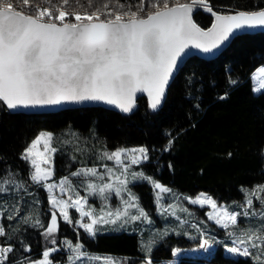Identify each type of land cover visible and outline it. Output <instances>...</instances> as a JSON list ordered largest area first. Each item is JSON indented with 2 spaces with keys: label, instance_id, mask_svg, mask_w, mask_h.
Returning a JSON list of instances; mask_svg holds the SVG:
<instances>
[{
  "label": "snow or ice",
  "instance_id": "obj_1",
  "mask_svg": "<svg viewBox=\"0 0 264 264\" xmlns=\"http://www.w3.org/2000/svg\"><path fill=\"white\" fill-rule=\"evenodd\" d=\"M110 3L112 0H105L89 12L69 10L72 4L84 8L80 0H0V105L16 111L102 102L130 114L136 108L137 94H146L148 109L155 112L162 104L169 79L185 49L191 46L211 53L237 31L264 27V8L217 14L208 0H191L190 3L171 0V6L170 0H152L154 11H146L145 0H139L136 11H132V6L123 11L125 6L119 0H115L111 8ZM92 4L93 0H88L89 8ZM199 8L215 17V23L208 30H202L193 21L192 13ZM253 78L259 79V88L254 91L264 90V67L257 69ZM53 140L54 134L41 132L20 154V159L29 166L31 184L48 193L50 221L45 227L37 218L32 226L42 228V235L51 245H57L55 237L60 228L57 213L65 224L82 229L93 239L104 225L123 228L138 220L150 223L148 213L139 205L138 196L128 187L131 180L146 181L159 193L171 192L142 171H130L132 166L149 159V150L143 146L102 151L97 159L112 161L114 167L104 164L103 171L95 166L81 167L58 182L49 183L54 175L53 157L57 151ZM171 143L170 140L169 146ZM164 150L168 151L169 147ZM72 177L78 178L79 183L74 184ZM80 186L85 187L86 196L79 194ZM57 189L60 195L56 194ZM13 191L26 192L27 185L8 169L0 174V195ZM257 193H264V185L249 193L261 201L264 209V200ZM113 194L119 198V203L110 207ZM89 197L101 200L99 211L89 204ZM160 199L157 195L156 200ZM185 199L201 207L209 206L208 219L226 230L236 229L240 219L259 216V225L241 228L232 246H226V251L250 258L253 264H264V211H258L252 199H245L241 212L217 205L204 193L195 199ZM69 209H74L78 217L74 218ZM13 211L18 215L19 206ZM167 211L168 208H163L161 215ZM7 218L11 220L15 216ZM29 219L25 217V222ZM5 236V228L0 226V237ZM19 246L21 257L13 260L10 254L15 246L0 245V264H54L50 256L61 247L70 252L67 264H95L96 261L117 264L108 257L93 256L85 251L79 242V232L76 243L64 239L60 246L45 249L39 260L23 255L31 251L23 241H19ZM209 246V240L204 239L201 247ZM145 264L152 262L147 259Z\"/></svg>",
  "mask_w": 264,
  "mask_h": 264
},
{
  "label": "trees",
  "instance_id": "obj_2",
  "mask_svg": "<svg viewBox=\"0 0 264 264\" xmlns=\"http://www.w3.org/2000/svg\"><path fill=\"white\" fill-rule=\"evenodd\" d=\"M103 2L93 0L89 8L88 0H80L84 8L72 4L69 10L91 12ZM114 3L112 0L109 7ZM119 3L125 6L123 11L129 6L136 11L139 0H119ZM151 3L152 0H145L146 11H154ZM208 4L222 14L264 8V0H208ZM194 20L203 29L213 23V18L202 11L195 14ZM262 66L264 34L244 35L234 39L215 60H190L170 86L164 106L155 112L148 109L147 98L139 100L131 115L94 108L28 116L12 114L0 105V174L11 169L17 180L40 192L43 200L42 206L22 204V218L15 225L20 231L14 230L11 235L15 251L10 257L13 260L21 257L19 241L31 248L23 255L35 259H41L43 251L49 248L43 229L32 226L38 217L44 225L50 219L47 195L31 184L29 166L20 159L25 147L41 132L54 134L57 179L81 167H99L97 156L102 151L143 146L149 150V159L137 167L139 172L185 197L206 193L218 203L241 212L245 189L264 184V91L255 95L252 81L253 73ZM221 96L226 98L220 99ZM166 147L168 151L164 150ZM133 189L142 208L153 219L151 226L142 232L140 224L123 231L106 230L94 239L79 230V242L85 251L90 255L127 259L128 264H145L147 259L152 263H169L175 250L195 246L183 233L152 238L153 230L160 226L158 222L167 227L157 213L152 185L142 181ZM25 217L30 219L25 222ZM165 222L172 225L168 219ZM59 225L58 236L76 243L77 231L63 222ZM208 232L220 239L225 236L219 229ZM152 241H157V245L150 249L148 243ZM224 247L225 244L218 243L209 259L184 257L178 264H253L250 258L226 256ZM52 256L54 264H67L68 253L63 247Z\"/></svg>",
  "mask_w": 264,
  "mask_h": 264
},
{
  "label": "rangeland",
  "instance_id": "obj_3",
  "mask_svg": "<svg viewBox=\"0 0 264 264\" xmlns=\"http://www.w3.org/2000/svg\"><path fill=\"white\" fill-rule=\"evenodd\" d=\"M262 67H264V66H262ZM262 67H260V68H262ZM252 81H253V92H254V94L258 95V94L262 93L264 90L254 91V89L259 88V79H254L252 76ZM53 145H54V140H53ZM56 154H57V151L53 157L54 175H53L52 179L50 181H48L49 183L58 182L61 179V178H58V179L56 178ZM99 162H100V166L97 168L100 171H103L102 165H104V164H107L108 167H114V163L112 161L99 160ZM144 163L145 162H143L142 164H144ZM142 164H140V165H142ZM137 167L138 166H132L130 171L139 172L137 170ZM71 179L73 180L74 184L79 183L78 178L72 177ZM129 179L131 180V177H129ZM142 181L143 180H131V182L128 184V187L133 191V193L136 196H138V195L134 191L133 186L135 184L142 182ZM40 188H42V187H40ZM152 188H153V186H152ZM256 188H257V186H255L253 188L245 189V195H246L245 199L246 198L252 199L254 207L258 211H264V209L261 208V201L257 200L255 196L249 195V193H251ZM42 189L45 191L44 188H42ZM77 190L79 191V194L81 196L87 195L85 187L80 186V187H78ZM21 192H23V191H13V192H10L9 194H7L6 197H1V196H5V195H0V204H1V206H0V226H3L5 228V232H6L5 237H0V245H4V244L14 245V243H13L14 239L11 235H12L14 230H15V232L20 231V227H17L15 229V225H18V223L21 221V218H22L21 214L24 211V208L22 205L23 203L28 204V205L30 203L32 206L33 205L42 206V204H43V200H41L40 192L32 191L31 188L28 186H27L26 192H23V194H21ZM153 192L155 193V198L157 195H159L161 197V199L159 201L156 200L157 213L162 218V220L164 221V223L167 227H163V225L158 222L157 224L160 225L158 227V230H161V233L157 229H155V230H153L151 237L154 239L155 238L157 239L158 237H161L160 236L161 234H162V237L163 236L165 237L171 233H176V234L183 233L191 241H193L196 244H195V246H193L191 248L175 250L174 251V253H175L174 259L169 263H152V264H178L179 259L184 258V257L209 259L215 253V250L217 248L218 243L225 244L224 251H225L226 256L232 257V258H238V257H240L238 254L228 253L226 251V246H232V241L236 238V236H238L240 234L241 228L257 227L260 223L259 216L253 217L251 219H244V220L240 219V223L236 229L229 228L226 230V229L219 227L213 220L208 219V216L206 215V213L211 211V208L209 206L205 205L204 207H201L199 204H192L189 202V199H185V196L179 194L175 190H171L170 193H159V190H155L153 188ZM56 194L60 195L58 189L56 190ZM204 194H206V193H204ZM46 195H47V200H48V193L47 192H46ZM257 195H259L261 197V200H264V193H257ZM197 196L193 197L192 199H195ZM207 196L211 197L208 194H207ZM188 198H191V197H188ZM245 199H244V202H245ZM88 201H89L90 205H92L97 211H99V209L101 207V200L98 197H89ZM214 201L217 203V205H223V206L227 207L230 211H233V210H231L232 208L230 206L218 203L216 200H214ZM118 203H119V198L115 197V195L113 194L112 198L109 201V206L114 207ZM17 205L19 206V209H20L18 215H16L13 211L14 207H16ZM139 205L141 206L140 200H139ZM243 205H244V203L241 205V211L244 210V209H242ZM49 207H50V205H49ZM163 208H168V211L165 212L163 215H161V211L163 210ZM185 209H187V211H185ZM247 210L251 211L250 209H247ZM132 211L135 212L134 209ZM69 212L74 218L78 217V214L75 213L74 209H69ZM9 215H14L15 218L9 220L7 218ZM148 216H149L150 221L152 222L153 219L150 217V215H148ZM57 217H58V223L63 222L62 219L59 217L58 213H57ZM38 219L40 220L39 217H38ZM167 219L172 221V225L169 223L166 224L165 220H167ZM49 221H50V219L48 220V222L46 223L45 226H47ZM151 222L149 223L147 221L138 220L134 223L126 224L123 228H119V227L113 226V225H104L103 230L100 231L99 233H103L104 231L107 232L106 230L123 231V230H126L128 227L134 226L135 224L142 225V227L140 229V232H142L148 226H151ZM193 225H196V227H193ZM114 228L116 230H113ZM213 228L221 230L225 236L220 239V237H216V236L212 235L211 233H209L208 231H212ZM70 229L72 231H77V232L79 230L83 231L82 229H74L71 226H70ZM230 232H234L235 235L230 236L229 235ZM202 233H203V235H202ZM58 234H59V232L56 234V237H55L57 240L56 246H60V242L63 241L64 239L70 240V238L61 237V236H58ZM9 237H10V239H9ZM204 239L209 240L210 246L207 247L206 249L201 247V244L203 243ZM70 241H72V240H70ZM45 242L47 243L49 248L56 247V246L48 243L46 241V239H45ZM156 243H157V241L149 242L148 245L152 247L150 249H153L157 245ZM64 249L66 250V253H68V255H70V252L66 248H64ZM93 256L108 257L111 260H113L114 262H117V264H128L127 259H123L120 257H110V256H103V255H93ZM52 257L53 256L51 255L50 259ZM30 258L32 260H39V259H35L34 256H31ZM95 264H101V262L96 261Z\"/></svg>",
  "mask_w": 264,
  "mask_h": 264
},
{
  "label": "water",
  "instance_id": "obj_4",
  "mask_svg": "<svg viewBox=\"0 0 264 264\" xmlns=\"http://www.w3.org/2000/svg\"><path fill=\"white\" fill-rule=\"evenodd\" d=\"M201 11L205 12L208 15H210L213 18V23H215V17L212 15V13L204 10L203 8L195 9L193 11L192 18H193L194 22H195V20H194L195 14L198 13V12H201ZM214 12H216V11H214ZM216 13L217 14H222V13H218V12H216ZM228 14H233V13H228ZM213 23H212V25H213ZM212 25H211V27H212ZM197 26L200 27L198 24H197ZM211 27H209L208 29H210ZM201 29L202 30H208V29H203V28H201ZM260 33L264 34V27H256V28H251V29H244L242 31H237L235 33V35L231 36L228 41H225L218 49H214L211 53H204L200 49H196L194 47L189 46V48L185 49V52L182 53L181 57L178 58V60H177V68L173 71V74H172V76L169 79V84H168L167 89H166L165 97H164V99L162 101V104L159 106L158 109H161L164 106V104L166 102V99H167V96H168V92H169L170 86L172 85L173 81L175 80V78L177 77V75L179 74L181 69L190 60H192L194 58H198V59L206 60V61L215 60L224 51L227 50V48L231 45V43L233 42L234 39H236V38H238L240 36H244V35H254V34H260ZM142 98H147V95L146 94H137L136 108L130 114L122 113L117 108H115L114 106L106 105V104H104L102 102H83V103L64 104V105H61V106H42V107L38 106V107H35V108L19 109V110H16V111L9 110V111L12 114H24V115H28V116H32V115L42 116V115H52V114H56V113H59V112H62V111H66V110L101 108V109H104V110H107V111H113V112L121 113L123 115H131L137 110L138 102Z\"/></svg>",
  "mask_w": 264,
  "mask_h": 264
},
{
  "label": "crops",
  "instance_id": "obj_5",
  "mask_svg": "<svg viewBox=\"0 0 264 264\" xmlns=\"http://www.w3.org/2000/svg\"><path fill=\"white\" fill-rule=\"evenodd\" d=\"M181 259V258H180Z\"/></svg>",
  "mask_w": 264,
  "mask_h": 264
}]
</instances>
